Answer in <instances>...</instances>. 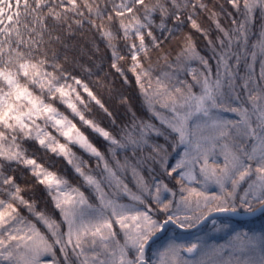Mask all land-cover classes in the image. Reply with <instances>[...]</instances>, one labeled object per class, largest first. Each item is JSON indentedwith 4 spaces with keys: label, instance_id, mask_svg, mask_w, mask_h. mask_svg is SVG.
<instances>
[{
    "label": "snow or ice",
    "instance_id": "6c2138e0",
    "mask_svg": "<svg viewBox=\"0 0 264 264\" xmlns=\"http://www.w3.org/2000/svg\"><path fill=\"white\" fill-rule=\"evenodd\" d=\"M227 3L234 14L225 27L223 5L217 12L205 0H0V264H264V232L212 219L224 244L175 233L216 214H264V0ZM201 12L214 24V40L193 18ZM187 22L212 56L201 55L189 33L174 58L163 52L154 64L162 43L154 32L171 37ZM85 25L112 50L111 67L127 82L114 43L125 41L149 119L129 107V121L113 132L90 118L93 102L112 114L67 56L68 40ZM82 129L102 137L107 151ZM73 148L95 158L98 171ZM37 150L66 160L82 184L46 167ZM146 161L178 189L154 175L146 180ZM25 172L53 211L25 198L18 183ZM128 173L135 191L123 179Z\"/></svg>",
    "mask_w": 264,
    "mask_h": 264
},
{
    "label": "trees",
    "instance_id": "16d2710c",
    "mask_svg": "<svg viewBox=\"0 0 264 264\" xmlns=\"http://www.w3.org/2000/svg\"><path fill=\"white\" fill-rule=\"evenodd\" d=\"M205 2L209 3L210 8L215 7L217 12H220L219 6L223 5L224 12L220 14V21L225 27L230 26V20L226 14H234V9L230 4L227 3V0H205ZM193 18L197 20V23L200 24L202 28L209 31L210 38L214 40L217 33L215 31L214 24H211L207 19V14L201 12ZM157 23H159L158 20ZM260 24L261 21L257 15L254 31L259 29ZM168 27L172 28V24L169 23ZM189 33L192 36V41L194 42L196 50L205 57H211L212 49L208 46V41L203 35H201V33L191 28L190 22H187L180 29L176 30L175 35L171 37L168 36V33L161 35L158 30L154 32V34L157 35L162 43L159 51H152L153 63H156V57L160 56L163 52L171 53L170 59L174 58L176 52L179 51V46L183 43L184 38ZM147 40L148 38L146 37V42ZM114 43L116 44L118 54L125 57L123 60H118L115 62L119 67L124 69L127 82H125V76H122L116 71V69L111 67L112 63L114 62L112 50L106 46L105 41L95 29H89L88 26L85 25V29L83 31L76 32L75 35L68 40L69 50L67 52L69 59H74L76 61L74 64L76 72L81 75V78L84 79L86 83H88L93 92L98 96V98L101 99L105 108H107L112 114L111 117L107 116V114L102 109H100L99 106L94 105L93 102L90 118L96 120L101 127L113 132L118 126H123L124 123L129 121L131 112H135L138 117L144 119L150 118V113L145 110V106L142 103L140 89L135 82V75L129 71L131 60L130 56L127 55L125 41L120 39L114 41ZM210 63L214 64V61L210 60ZM81 66H83L85 69H90L91 74L88 72H83L81 70ZM193 67H199V65L194 63ZM162 68L163 62L156 66L157 71H160ZM186 78L191 81L190 76ZM123 97L127 98V103L122 101ZM129 107H131V112L129 111ZM113 120H115V124L112 123ZM153 122L160 126L159 121L153 120ZM82 130L86 131V135L89 136V139L102 152L107 151V142L104 141L102 137H99L90 129ZM154 139H158L160 143H163L162 137H154ZM35 147L36 149H39L38 145ZM73 151L84 160L88 161L90 166L96 167L95 158L89 157L78 148H73ZM125 155L131 156V149H129L127 152H120L118 158L123 160ZM142 155H146V151L145 153H142ZM36 156L41 158V162L44 163L46 167H50V170L56 172L58 175L64 176L74 186H79L82 184V179L78 177L73 167L69 165L62 157H57L50 152L45 154L43 150H37ZM153 169L155 170L154 172L152 171ZM140 171L146 180H150L151 176L154 175L157 179H164L170 187L178 189V185H176L175 181L169 180L167 177L162 175L158 164H154L151 161H146L142 164ZM17 175L19 176V173ZM123 179L130 187L136 190L135 181L130 173L126 174ZM18 183L22 188L28 190L25 198H28V196L31 195L36 200L39 209H47L49 211L54 210L50 201V197H48L44 192L42 186L35 183L30 173L25 172L22 176H20ZM81 190H84L86 194L90 191V189H87L86 186ZM178 198L179 197L177 196V199ZM55 218H59L58 212H55ZM218 221L219 223L229 222L237 230L252 231L264 227V214L256 219L246 222H234L228 218H221ZM205 228H207V226ZM205 228L202 231L196 233L205 231ZM175 233L178 239L186 235L176 230ZM169 234L171 235V232Z\"/></svg>",
    "mask_w": 264,
    "mask_h": 264
},
{
    "label": "rangeland",
    "instance_id": "374dc122",
    "mask_svg": "<svg viewBox=\"0 0 264 264\" xmlns=\"http://www.w3.org/2000/svg\"><path fill=\"white\" fill-rule=\"evenodd\" d=\"M256 70H257V72L259 71V64H257L256 65ZM86 95V94H85ZM226 116H229L230 117V114H226ZM61 142H63V141H61ZM77 155V154H76ZM78 157H80L79 155H77ZM91 168L93 169V170H97L96 169V167H92L91 166ZM98 171V170H97ZM126 183V182H125ZM129 186V185H128ZM129 188H131L133 191H135V189L134 188H132V187H130L129 186ZM122 202H125V203H127L128 201L125 199L124 201H122ZM218 222V224H219V221H217ZM212 229H213V225H212V223H210L208 226H207V228H205V231H203V232H201V233H193V234H190V235H185L184 237H180L179 239L180 240H185V239H192V238H194V236L195 235H205L206 234V236H207V238H209V242L210 243H217V244H224L225 243V241H226V239H227V236L225 235V233L223 232V231H221V232H214V231H212ZM248 231V230H247ZM250 232H253V233H256V234H259V233H261V232H264V227H262V228H259V229H256V230H252V231H250Z\"/></svg>",
    "mask_w": 264,
    "mask_h": 264
},
{
    "label": "water",
    "instance_id": "95a60500",
    "mask_svg": "<svg viewBox=\"0 0 264 264\" xmlns=\"http://www.w3.org/2000/svg\"><path fill=\"white\" fill-rule=\"evenodd\" d=\"M229 215L230 214H216L214 217L210 218L208 221H206L204 224L200 225L198 228L189 230L188 232H185L184 230H181V229H176V230H178V231H180L182 233L195 232V231L201 230L203 227H205L208 223L211 222L212 219H218L220 217H229ZM260 215H262V213H256L255 215H247V214L242 213V214H240L238 216L230 217V219L235 220V221H247V220L256 218V217H258ZM170 228H175V226H170Z\"/></svg>",
    "mask_w": 264,
    "mask_h": 264
}]
</instances>
